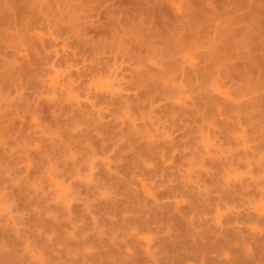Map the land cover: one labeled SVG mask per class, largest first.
<instances>
[{
	"label": "rangeland",
	"instance_id": "374dc122",
	"mask_svg": "<svg viewBox=\"0 0 264 264\" xmlns=\"http://www.w3.org/2000/svg\"><path fill=\"white\" fill-rule=\"evenodd\" d=\"M262 2L0 0V264H264Z\"/></svg>",
	"mask_w": 264,
	"mask_h": 264
},
{
	"label": "bare ground",
	"instance_id": "6f19581e",
	"mask_svg": "<svg viewBox=\"0 0 264 264\" xmlns=\"http://www.w3.org/2000/svg\"><path fill=\"white\" fill-rule=\"evenodd\" d=\"M198 1V0H197ZM200 3V2H199ZM261 3V2H260ZM263 3V5H264V2H262ZM262 5V4H261ZM260 6V5H259ZM260 7H262V6H260ZM175 8V7H174ZM176 9H178V7H176ZM180 9V8H179ZM178 12V11H177ZM259 14V13H258ZM261 15V14H260ZM258 17H259V15H258ZM264 18V17H263ZM226 27V26H225ZM229 27V26H228ZM228 29V28H227ZM231 29V28H230ZM221 30V29H220ZM219 34H220V32H219ZM187 60V59H186ZM191 60V59H190ZM189 62V61H188ZM188 62H186V63H188ZM191 62V61H190ZM193 62V61H192ZM193 65V64H192ZM57 82V81H56ZM55 83V82H54ZM55 84H53L52 85V87L54 86ZM59 85V84H58ZM58 85H56L55 87H54V89H56L57 87H58ZM101 84H98L97 85V87H95L97 90L99 89V90H101L102 88H101ZM103 87V86H102ZM51 88V87H50ZM69 94V95H68ZM70 94L71 93H69V92H67V95L70 97ZM71 98V97H70ZM181 99H182V97H181ZM181 99H180V103H181ZM185 99V98H184ZM183 101V100H182ZM205 147H207V146H205ZM234 179V178H233ZM235 179H236V177H235ZM60 186H62V185H57V187H59L60 188ZM62 188H63V186H62ZM57 190H59L58 188H57ZM62 191H63V189H62ZM60 192H61V189H60Z\"/></svg>",
	"mask_w": 264,
	"mask_h": 264
}]
</instances>
